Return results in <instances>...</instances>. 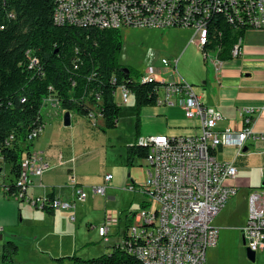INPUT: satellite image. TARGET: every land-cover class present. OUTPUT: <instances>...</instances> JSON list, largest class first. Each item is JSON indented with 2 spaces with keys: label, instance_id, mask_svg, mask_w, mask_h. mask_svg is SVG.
<instances>
[{
  "label": "built area",
  "instance_id": "built-area-1",
  "mask_svg": "<svg viewBox=\"0 0 264 264\" xmlns=\"http://www.w3.org/2000/svg\"><path fill=\"white\" fill-rule=\"evenodd\" d=\"M54 11L58 13V24L100 29H122L126 27L166 30L169 28H191L192 42L199 48L201 40H208L209 26L216 13H221L238 28L264 30V0H58ZM242 38L235 42L231 56L241 54ZM204 59L216 70L220 60L214 56ZM161 63L171 67L163 58ZM168 80L151 74L143 75V81L157 80V105H179L187 118L199 124V133L192 135L167 134L142 135L137 142L148 148L143 158L144 181L129 183L126 189L141 193L145 199L140 208L127 213L123 243L117 244L143 264H206L207 249L218 243L219 229L211 223L227 201L236 194L237 187L228 184L237 176L234 160H218L214 152L221 146H232L239 155L247 140L263 141L264 132L253 129L257 107L245 106L240 110L242 127L239 130L216 129L224 119L220 110L204 104L191 83L187 82L172 66ZM121 89L120 100L126 102L130 92ZM43 105L57 107V99L48 95ZM95 125L96 117L88 115ZM45 127V122L34 128L27 136L33 141ZM14 136L7 140L10 145ZM26 173H20L14 181V191L9 194L14 200L49 211H68L71 221L76 219L74 209L86 200L88 193L72 181L70 200L49 194L31 195L29 188L42 187L41 175L49 167L39 151H31L22 159ZM264 167L260 168V172ZM0 170V174H1ZM104 183L91 187V193L106 195L107 183L112 174L104 175ZM0 186L7 193L9 188ZM115 225L104 217L100 224H89L99 237L108 241L109 230ZM245 247L255 253L264 250V187L254 188L248 194V214L241 229Z\"/></svg>",
  "mask_w": 264,
  "mask_h": 264
},
{
  "label": "trees",
  "instance_id": "trees-1",
  "mask_svg": "<svg viewBox=\"0 0 264 264\" xmlns=\"http://www.w3.org/2000/svg\"><path fill=\"white\" fill-rule=\"evenodd\" d=\"M55 0H0V158L9 165L12 176L5 196L14 191L11 184L22 172V159L30 152L28 134L44 123L43 99L53 95L63 111L104 120L103 131L117 127L121 105L116 89L124 86L133 96L135 141L126 146L125 165L147 155L138 144L140 115L144 106H155L160 81H143V74L119 63L122 48L120 29L59 25L54 21ZM207 40L200 50L214 51L220 61L231 60V49L244 28L216 13ZM14 139L7 145V140ZM2 185V186H3ZM1 191V190H0ZM52 195V194H49ZM10 198V197H9ZM46 212H51L46 210ZM130 218L126 219V223ZM19 246L12 240L2 245L0 264L15 261ZM71 264H143L117 244L110 253L83 259L76 252L53 257Z\"/></svg>",
  "mask_w": 264,
  "mask_h": 264
},
{
  "label": "crops",
  "instance_id": "crops-1",
  "mask_svg": "<svg viewBox=\"0 0 264 264\" xmlns=\"http://www.w3.org/2000/svg\"><path fill=\"white\" fill-rule=\"evenodd\" d=\"M169 29L158 32L161 39L175 41L182 36V34L174 33ZM184 29H190L191 32L183 34L182 37H185L188 42L179 52L182 57L188 50L192 49L194 51L190 66L183 67L182 72H179V57L172 59L162 57L161 60L166 58L171 63V67L175 66L177 72L193 85L195 92L204 104L221 111L224 119L217 123L216 129L232 128L239 130L242 127L240 110L245 106H253L258 108L253 116V129L257 132H264V30L253 28L246 30L241 42V54L231 60L220 61L216 70L213 65L210 66L207 63L203 54H201V50L192 42L193 30L191 28ZM147 74L161 78L159 74L155 73H144L143 75ZM170 77L171 75L168 79ZM115 101L118 103L116 98ZM50 108L53 109L52 112L56 116L58 114L57 108L51 106ZM63 112L65 113V111ZM41 113L45 127L39 136L33 140L30 150L41 152L49 167L41 175L43 186L34 185L37 182V179L34 178L29 193L31 195L52 194L55 197L70 200L73 192L72 181L74 185L85 189L82 183L83 176L79 170L87 162V155L89 154L85 147L78 151L76 142H81L79 141L81 136L89 135V129L87 128L93 125L87 117L69 112L70 125L76 131L70 132L69 136L62 135L59 131L61 126L58 125V123H62V127H66L63 125L62 120L55 117L53 121L56 125L52 126L47 123L48 120L45 118V114L42 111ZM98 117L101 116L96 117L95 123ZM102 121L103 123L100 126L104 124V120ZM111 131V129H108L105 134L109 136ZM198 133V121L185 117L184 111L177 104L144 106L141 108L140 136L154 134L176 136ZM134 141H130L127 145L132 144ZM127 145H125L123 156L119 155L120 159L109 163L108 169H106L108 171L95 181V185L103 184L104 175L112 174L111 180L107 183L104 198L113 199L117 194L116 189H124L129 183L140 184L135 181L129 166L125 165ZM214 155L218 160L235 161L237 176L228 184L235 185L237 192L241 190V193L237 197L236 192L213 218L211 224L219 229V238L217 245L207 250L206 260L209 264H239V260L244 257L243 248L245 250V245L242 244L241 229L247 219L248 194L254 188L264 187V171L260 172V168L264 167V142L247 140L239 155H236L234 147L221 146L215 150ZM140 161L142 166L143 160L140 159ZM0 162H2L1 158ZM2 164L0 170H4L5 175L2 176L3 173L1 172L0 186L9 184L12 177L9 174V165ZM64 185L68 187V192L65 190ZM132 192L138 193L136 191ZM86 200L76 205L74 209L76 219L72 222L78 223L76 209L78 206L85 204ZM21 203L24 204L25 202L9 198L5 196L3 191H0V259L3 243L6 239H13L16 235L15 232L23 233L31 230L30 234L33 241L45 243V247L39 246L42 248V252H49L60 241L62 234L64 235L62 223L67 217L70 220L68 211L46 212V210L35 208L28 203H25L28 206H22ZM125 215L123 219H119L124 224L126 223ZM217 216L219 220L216 223ZM88 224L92 223L89 222ZM110 232L111 228L109 236ZM109 236L108 241L105 242H109ZM78 248L75 243L72 250L75 251ZM67 250L65 252H68ZM258 252L264 256V250ZM67 255L69 254L67 253ZM244 255L246 256V254ZM263 258L257 260L258 264H264V261L261 260Z\"/></svg>",
  "mask_w": 264,
  "mask_h": 264
},
{
  "label": "rangeland",
  "instance_id": "rangeland-1",
  "mask_svg": "<svg viewBox=\"0 0 264 264\" xmlns=\"http://www.w3.org/2000/svg\"><path fill=\"white\" fill-rule=\"evenodd\" d=\"M169 30L177 34H182V36H184L183 34L191 32L190 29L179 27L171 28ZM160 31L163 30L133 27L120 29L122 48L118 57L119 63L124 66H129L142 74H159L162 79L166 80L171 75L172 68L161 64L162 57L170 59L179 57V72H182L183 67L190 66L194 51L192 49L188 50L182 57L179 52L187 45V39L180 36L175 41L164 40L159 36L158 32ZM201 54L203 53L201 52ZM208 54V60H211L215 56V53L212 50H209ZM207 63L211 66L209 61ZM120 93L121 89L117 88L115 98L118 103L122 105L117 127L111 129L112 131L110 132V135L107 136L105 134L106 130H102L104 124L103 126H100V124L103 123V119L102 117H98L95 127L92 126L94 128L88 126L87 129H89V135L81 136L79 139L81 142H76V148L78 151L85 147L89 153L87 155V162L82 165L79 170L80 174L83 176L82 183L88 193V198L85 204L78 206L76 209L78 223L70 221L67 217L62 223L64 235L62 234L60 241L53 246L49 252H42V248H40L39 245L45 247L46 244L40 241L34 242L30 234L31 230L23 233L15 232L16 235L13 239H6L5 241L12 240L19 246L18 254L15 257L16 262L22 264H71L68 261L57 263L53 261L52 258L64 256L67 255V253L72 254L76 251L77 256L87 259L99 256L103 253H110L114 244L123 243L125 224L124 222L119 221V219H123L124 214L138 210L140 208V203L145 197L139 192L134 193L126 188L116 189L117 194H115L113 199H107V197L104 198L101 195L91 193V187L95 185V181L98 180L103 173L108 171L106 169H108L109 163L120 159L119 155H121V157L123 156L125 145L130 141H134V124L136 116L133 96L130 93L128 100L123 103L120 100ZM56 108L58 113L56 116L53 114V109H51L49 105H43L41 108V111L45 114V118L48 120L47 123H50L52 126L56 125L53 121L55 120V117L62 120L64 115L62 109L58 106ZM46 115L49 116L47 117ZM58 125L61 126L59 131H61L62 135L69 136L68 134H70V132L72 133L73 131H76L71 125L66 127H62V123H58ZM139 143L143 144V142ZM2 163L3 162H0L1 167L3 165ZM141 163L140 159H136L134 165L129 166L130 172H133L132 175L137 183H142L144 181L145 171L144 166L140 165ZM2 173V176H4L5 171L2 170ZM64 186L66 187L65 190L68 192V187L66 185ZM240 193L241 190L237 192L236 196L239 197ZM21 205L28 206L25 203H21ZM105 216L110 218L113 224H115V226L111 227L109 242L102 240L98 236L95 228L89 229L88 227L89 222L94 225L102 223ZM218 220L219 217L216 219V223ZM75 243L79 248L78 250L73 251L72 249ZM66 250L68 252H65ZM244 254L245 250L243 248L244 257L239 260V264H258L257 260L264 257L258 252L256 253V260L251 262ZM261 260L264 261V258ZM206 264H209L207 260Z\"/></svg>",
  "mask_w": 264,
  "mask_h": 264
},
{
  "label": "water",
  "instance_id": "water-1",
  "mask_svg": "<svg viewBox=\"0 0 264 264\" xmlns=\"http://www.w3.org/2000/svg\"><path fill=\"white\" fill-rule=\"evenodd\" d=\"M62 122H63L64 126H69L70 125V113H69V111H65V113L63 115ZM242 241H243V244H244V240L243 239H242ZM245 254H246V257H247V259L249 261H251V262L255 261L256 253L254 251H252L248 247H246L245 248Z\"/></svg>",
  "mask_w": 264,
  "mask_h": 264
},
{
  "label": "bare ground",
  "instance_id": "bare-ground-1",
  "mask_svg": "<svg viewBox=\"0 0 264 264\" xmlns=\"http://www.w3.org/2000/svg\"><path fill=\"white\" fill-rule=\"evenodd\" d=\"M55 2H56V6H57L58 0H55ZM54 21L56 24H58V13H57V11L54 12ZM206 43H207V40H201L199 42V49H201L204 45H206ZM21 173H26V165H22V172Z\"/></svg>",
  "mask_w": 264,
  "mask_h": 264
}]
</instances>
